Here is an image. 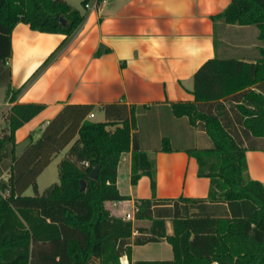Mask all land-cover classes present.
<instances>
[{
    "label": "trees",
    "instance_id": "obj_1",
    "mask_svg": "<svg viewBox=\"0 0 264 264\" xmlns=\"http://www.w3.org/2000/svg\"><path fill=\"white\" fill-rule=\"evenodd\" d=\"M89 2L83 0L82 6ZM85 19L64 0H0V82L10 79L7 63L18 24L69 40ZM214 20L256 26L264 43V0H232ZM108 52L101 47L96 57ZM261 55L256 63L207 61L194 76V101L172 105L177 118L188 117L213 142L210 149L189 152L199 164L198 176L211 181L206 199L157 197L156 160L140 149L133 134L139 113L135 106L103 105L105 121L94 122L89 120L94 105H65L42 129L40 139L17 156L16 132L46 106L14 105L5 116L7 130L0 132V264H31L39 251H32L33 240L52 243L40 249L41 255L51 252L44 253L45 264L63 252L68 264H122L124 257L131 260L133 245L163 240L173 248L172 261L135 264H264V184L250 177L247 162L248 151H264L258 146L264 140V48ZM51 60L52 56L43 67ZM20 92L9 91L11 103ZM143 109L146 107L139 110ZM167 144L165 140V151L169 150ZM70 145L58 167L60 183L40 195L38 178ZM130 152L131 185L137 186L142 177L151 181L152 197L136 201V220L150 221V228H137L134 222L113 216L106 206L131 200L118 188L119 165ZM98 166V178L93 180L92 172ZM82 181L87 183L84 191ZM29 189H33L34 199L53 203L62 213V225L82 234L84 243L72 238L63 246L58 224L48 222L38 209L14 208L16 201L31 199L25 196ZM78 202L83 204L84 214L69 205ZM214 207L226 209L225 213L217 215ZM167 221L172 222V235L167 233ZM134 233L138 235L134 237Z\"/></svg>",
    "mask_w": 264,
    "mask_h": 264
},
{
    "label": "crops",
    "instance_id": "obj_2",
    "mask_svg": "<svg viewBox=\"0 0 264 264\" xmlns=\"http://www.w3.org/2000/svg\"><path fill=\"white\" fill-rule=\"evenodd\" d=\"M64 1L86 17L69 40L61 34L33 31L23 23L18 24L12 34L13 54L7 63L10 79L8 83L0 82L1 110L9 111L17 104L46 106L16 132V155H22L31 142L40 139L42 129L65 105H94V116L90 115L89 120L104 122L101 106L125 103L137 107L139 112L133 134L140 149L156 160L157 197L206 199L211 181L198 176L199 164L189 152L210 149L213 142L200 125L193 126L188 117L177 118L172 105L194 101V76L207 61H259L264 48L259 40V29L214 20L232 0H111L89 11L82 6L83 0L80 7ZM101 47L109 52L96 57ZM51 56L50 64L43 67ZM10 90H21L13 103ZM141 107L146 109L139 110ZM165 140L168 151L164 150ZM70 147L55 157L38 178L40 195L60 183L58 167ZM132 157V152L124 154L118 170L119 191L131 200L106 204L115 217L124 218L136 201L152 197L148 177H142L137 186L131 185ZM247 162L250 177L264 184V151H248ZM252 170L259 177L254 176ZM122 172L130 181L127 192L120 186ZM25 196L31 199L18 200L13 207L38 209L48 222L58 224L63 246L72 238L84 243L82 234L62 225V213L53 203L34 199L33 189ZM214 210L221 215L226 209L214 207ZM134 224L137 228L151 227L150 221ZM166 226L167 233L172 235V222L167 221ZM137 235L134 233V237ZM36 244L39 251L31 264H45L44 253L51 255V252L42 251L41 255L40 249L45 250L52 243ZM152 244L159 245V258L136 256L139 248ZM34 248L35 240L32 251ZM173 259L172 246L163 240L145 246L133 245L131 260L124 257L123 261L135 264Z\"/></svg>",
    "mask_w": 264,
    "mask_h": 264
},
{
    "label": "rangeland",
    "instance_id": "obj_3",
    "mask_svg": "<svg viewBox=\"0 0 264 264\" xmlns=\"http://www.w3.org/2000/svg\"><path fill=\"white\" fill-rule=\"evenodd\" d=\"M74 6H78L80 7L81 6V3L80 1L81 0H69ZM261 44L264 46V43L261 42ZM7 123L4 121L1 125H0V132L2 130H7ZM258 146L259 147H264V140L261 141V142H258ZM253 171V174L254 176H257V174L255 173L254 170ZM259 177V176H257ZM5 178L7 179V176H5ZM264 179V178H262ZM120 186L123 190V192H127L128 188L130 187V181L127 179L126 177V174L124 172L121 173V176H120ZM7 196V193H4V197ZM69 205L75 209L76 212H78L79 214H84L85 213V208L83 206V204L81 202H78V203H69ZM137 221V220H136ZM136 225L137 222H136ZM151 225V224H149ZM48 246V245H47ZM49 246H52V245H49ZM35 250L38 249L37 248V244L35 242ZM159 248V245L157 244H152L148 247H141L139 248V250L137 251L136 253V256L138 258H159L160 255H158L157 251H158ZM162 252H163V256H165V253H164V248L161 249ZM164 250V251H163ZM63 252V251H62ZM56 258H52L51 260V264H68V260H67V256L66 254L63 252L60 257H57V259L55 260Z\"/></svg>",
    "mask_w": 264,
    "mask_h": 264
},
{
    "label": "built area",
    "instance_id": "obj_4",
    "mask_svg": "<svg viewBox=\"0 0 264 264\" xmlns=\"http://www.w3.org/2000/svg\"><path fill=\"white\" fill-rule=\"evenodd\" d=\"M111 0H95L94 4H90L88 3L85 7L86 10H96L98 9L101 5L107 4L108 2H110ZM9 111H3L1 110V105H0V125L5 121V116L8 114ZM94 115L91 114V117H93ZM139 212V206L136 203V205H134V207L132 208V211L129 212L128 214H126V216L124 217L125 220L127 221H132L135 222L136 221V214ZM122 264H128V262H124L123 259L121 260Z\"/></svg>",
    "mask_w": 264,
    "mask_h": 264
},
{
    "label": "water",
    "instance_id": "obj_5",
    "mask_svg": "<svg viewBox=\"0 0 264 264\" xmlns=\"http://www.w3.org/2000/svg\"><path fill=\"white\" fill-rule=\"evenodd\" d=\"M64 24H66V21H63ZM99 171H100V166H98L97 168H95L92 172L91 178L93 180H96L98 178L99 175ZM87 183L85 181H82V190L84 191L86 189Z\"/></svg>",
    "mask_w": 264,
    "mask_h": 264
}]
</instances>
